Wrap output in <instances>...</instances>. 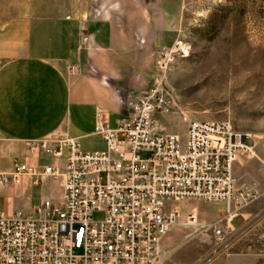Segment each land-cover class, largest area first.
Masks as SVG:
<instances>
[{
    "label": "built area",
    "instance_id": "obj_1",
    "mask_svg": "<svg viewBox=\"0 0 264 264\" xmlns=\"http://www.w3.org/2000/svg\"><path fill=\"white\" fill-rule=\"evenodd\" d=\"M166 64L158 62L161 69ZM173 103L163 80L138 95L127 94L115 127L98 116L103 151H83L66 136L55 148L33 143L55 161L41 167L20 163L13 174H0V183L19 182L27 174L33 185L43 177L63 180V191L30 213L0 216V264H159L157 244L180 217L168 201L232 202L234 165L242 152L254 155L249 135L228 121L185 118L182 140L159 125ZM95 212L103 218L93 219ZM185 217L195 224L198 212ZM235 217L229 211L227 223ZM214 231L224 235L220 226Z\"/></svg>",
    "mask_w": 264,
    "mask_h": 264
},
{
    "label": "rangeland",
    "instance_id": "obj_2",
    "mask_svg": "<svg viewBox=\"0 0 264 264\" xmlns=\"http://www.w3.org/2000/svg\"><path fill=\"white\" fill-rule=\"evenodd\" d=\"M121 1L0 0V65L11 56L3 42L14 22L66 14L108 16ZM140 1L148 13L145 41L157 45L153 84L163 80L174 99L171 112L159 116L160 127L166 126L184 140L185 118L230 122L249 135L247 143L254 152L252 156L242 152L254 162L242 177L243 183L259 186L264 182V0ZM177 43L189 48L187 56L179 45L172 52ZM161 61L169 63L167 69L158 65ZM106 147L98 138L80 142L83 151H103ZM45 191L57 197L61 186L54 182L47 190L43 186L32 188L35 206L42 203ZM194 201L167 202L168 207L179 210L180 217L165 235L166 240L159 242V264H264V192L245 207L253 209L246 214L247 219H233L234 229L227 227L224 204ZM194 207L198 221L189 224L185 216ZM102 218L103 213H93V219ZM218 226L224 230L223 236L215 233Z\"/></svg>",
    "mask_w": 264,
    "mask_h": 264
},
{
    "label": "crops",
    "instance_id": "obj_3",
    "mask_svg": "<svg viewBox=\"0 0 264 264\" xmlns=\"http://www.w3.org/2000/svg\"><path fill=\"white\" fill-rule=\"evenodd\" d=\"M147 28L148 13L140 0H122L108 16H36L11 24L3 42L11 56L0 65V174H13L23 162L41 167L55 161L34 148L35 142H45L50 148H55L61 136L79 144L85 138L105 142L96 133L98 116L115 127L126 95H138L156 80L157 45L145 41ZM163 129L168 131L166 126ZM236 164L234 200L208 202L224 204L223 217L230 211L245 220L253 210L245 207L261 197L264 182L259 186L243 183L242 177L254 165L245 154ZM54 182L61 186L59 195L45 191L42 200H58L63 191L60 179L43 177L40 185H33L25 174L19 182L0 183V216L32 212L31 189L43 186L47 190ZM190 201L194 200L177 202ZM193 209L198 212L197 207ZM232 221L228 227L234 229Z\"/></svg>",
    "mask_w": 264,
    "mask_h": 264
},
{
    "label": "bare ground",
    "instance_id": "obj_4",
    "mask_svg": "<svg viewBox=\"0 0 264 264\" xmlns=\"http://www.w3.org/2000/svg\"><path fill=\"white\" fill-rule=\"evenodd\" d=\"M178 45H179V49L182 48V49H184L186 52H188L186 45L181 46V43H177L176 46H174V47L172 48V52H175L176 48L178 49ZM168 66H169V63L167 62V64H166V69L168 68ZM165 71H166V70H165ZM165 71H164V75H165ZM177 224H178V223H177ZM230 225H231V224L228 222V223H227V227L230 226ZM174 226H175V225H174ZM158 243H159V242H158ZM157 253L159 254V244H157Z\"/></svg>",
    "mask_w": 264,
    "mask_h": 264
}]
</instances>
